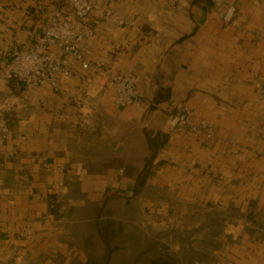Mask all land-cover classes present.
<instances>
[{"label":"crops","instance_id":"crops-1","mask_svg":"<svg viewBox=\"0 0 264 264\" xmlns=\"http://www.w3.org/2000/svg\"><path fill=\"white\" fill-rule=\"evenodd\" d=\"M98 2L134 25L100 20L56 92L6 68L63 1L0 0V264H145L162 247L264 264V0ZM123 72L144 104L114 105ZM177 102L210 137L169 127Z\"/></svg>","mask_w":264,"mask_h":264},{"label":"built area","instance_id":"built-area-1","mask_svg":"<svg viewBox=\"0 0 264 264\" xmlns=\"http://www.w3.org/2000/svg\"><path fill=\"white\" fill-rule=\"evenodd\" d=\"M64 5L52 10L46 17L39 38L27 47L12 49L6 72L11 78L23 79L33 86H49L58 92L61 80L70 75V63L81 68L89 65V39L100 20L109 19L114 25L126 29L134 25L132 19L114 15L110 8L101 9L98 0H62ZM225 0H213L221 5ZM236 12L233 4L224 7L222 21L232 22ZM97 13V14H96ZM57 47L60 53L50 50ZM114 105L117 108L140 106L145 95L137 79L130 72L114 73L109 76ZM154 105V104H152ZM169 127L176 132H200L211 136V123L206 119L195 121L193 108L186 102L170 105ZM10 126L0 118V145L7 139ZM264 254V250H262Z\"/></svg>","mask_w":264,"mask_h":264},{"label":"trees","instance_id":"trees-1","mask_svg":"<svg viewBox=\"0 0 264 264\" xmlns=\"http://www.w3.org/2000/svg\"><path fill=\"white\" fill-rule=\"evenodd\" d=\"M161 253H156L145 264H179L175 253L168 251L166 247Z\"/></svg>","mask_w":264,"mask_h":264}]
</instances>
